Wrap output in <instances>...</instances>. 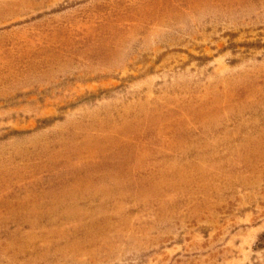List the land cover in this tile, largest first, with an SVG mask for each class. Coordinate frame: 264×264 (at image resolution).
<instances>
[{
  "label": "rangeland",
  "instance_id": "374dc122",
  "mask_svg": "<svg viewBox=\"0 0 264 264\" xmlns=\"http://www.w3.org/2000/svg\"><path fill=\"white\" fill-rule=\"evenodd\" d=\"M0 264H264V0H0Z\"/></svg>",
  "mask_w": 264,
  "mask_h": 264
}]
</instances>
